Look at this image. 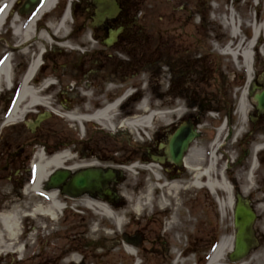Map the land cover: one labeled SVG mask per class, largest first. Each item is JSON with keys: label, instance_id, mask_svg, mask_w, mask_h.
<instances>
[{"label": "flooded vegetation", "instance_id": "flooded-vegetation-1", "mask_svg": "<svg viewBox=\"0 0 264 264\" xmlns=\"http://www.w3.org/2000/svg\"><path fill=\"white\" fill-rule=\"evenodd\" d=\"M6 1H0V13L7 8ZM45 1L14 0L6 12L0 30V38L9 40L6 34H2V29L14 15L20 17V14H26L24 20L18 21L21 26L37 17L38 22L34 26L36 40L38 39L36 46H42V50L36 51V46L34 47V53L39 54L40 65L31 77L29 86L37 92L45 91L41 93L42 97H50V93L58 89L64 90L66 98L62 104L65 105L66 101L71 102L69 99L75 98V93L82 89L87 91L92 88L97 94V91L105 89H109L111 93L121 91L110 87L112 84L122 89L117 95L119 97L123 92L135 90L133 87L136 85L123 86L125 80L146 71L166 80L168 94L184 95L187 91L192 111L182 112L183 115H179L178 120L153 126L146 142L141 145L133 144L129 148L130 152L140 154L142 162L158 165L164 173L173 172L177 175L185 172L183 163L178 166L168 159L166 148L169 137L182 121L189 119L193 130L197 131L200 122L198 114L203 107L201 93L204 88L215 89L216 93L211 94V101L216 103L217 110H226V115L232 120L233 106L229 105L223 95L226 91L223 89L224 78L227 80L225 88H235V98L239 92L237 104L244 89L247 91L245 100L249 98L253 102V108L247 117L251 131H254L255 125L264 123V113L255 107L251 93L264 88V0H100L99 3L95 0H55L51 8L41 12ZM220 1L221 7L218 4ZM59 23H62L65 30L63 36H48L44 41L40 39L41 30H53L56 27L60 29ZM11 24L13 25V19ZM202 30H205L206 37L213 34L212 38L220 43L219 48L208 50L204 56L195 52L205 50ZM29 40L30 38L20 41V46ZM192 44H195L196 49L190 46ZM15 46L17 45L12 44V47ZM225 48L228 53L223 55L221 51ZM223 58L225 68H221ZM27 69L17 79V73L12 72L10 86L0 87L2 93L10 92L16 96ZM61 75H68L69 81L62 80ZM47 81L49 82L45 83ZM175 98L176 102L179 96ZM48 105V109L47 105L34 106L22 116V121L28 118L26 122L34 121L39 115L46 116L33 133L41 129L46 119L57 117L54 112L56 104L49 100ZM176 106L166 109L167 114H176L179 105ZM7 114L8 111L3 120ZM44 136L45 133L35 134L32 139L21 144L17 151L7 154L8 158L13 155L16 157L19 153L20 156L26 154L25 149L28 146H32V153L42 150L46 155L69 148L71 156L75 151L80 157L67 162V183H71L73 175L85 168L103 167L102 164L96 165L92 162L85 165L83 159L86 150L97 149L102 154H107L100 141L92 140V144H89L91 142L86 143L85 136L82 135L72 137L70 141L60 145L57 141H45ZM36 143L41 144L38 145L39 149H35ZM71 143L73 145H69ZM75 145L79 147L75 148ZM31 152L28 155H32ZM73 162L79 165L73 168ZM116 164L117 166L108 167L116 172L109 181L111 188L127 179L123 173L124 180L120 181L121 170L119 164ZM0 177L22 188L31 182L30 170L24 164H19L17 168L0 166ZM14 195L19 194L13 193L12 197ZM11 198L6 196L0 199V240L4 236L2 215L11 212L18 216L19 230L14 240L10 239L8 233L5 235L6 240L2 238L4 247L0 244V264H57L58 260L65 259L68 249L65 248L63 252L64 248H61L57 252L48 243L49 240L42 239L37 233L38 228L31 224L29 218L23 219L20 225L19 211L12 207H3ZM253 258L252 253L247 257L249 261Z\"/></svg>", "mask_w": 264, "mask_h": 264}, {"label": "rangeland", "instance_id": "rangeland-1", "mask_svg": "<svg viewBox=\"0 0 264 264\" xmlns=\"http://www.w3.org/2000/svg\"><path fill=\"white\" fill-rule=\"evenodd\" d=\"M218 4L220 7L222 6L221 1ZM16 13L20 14L19 11ZM25 15L23 14L22 16L20 14L19 18L24 20ZM15 16L2 29V34H6L9 40L0 38V58L2 54L13 49L11 53L12 72L17 73V79V76L27 68L29 62L36 55L34 47L38 44V39L36 40L37 35L34 33L27 43L20 46V41L11 24ZM217 31L219 33L222 32L220 30ZM205 33V30H202V43L205 46V50L195 51L196 54L199 53L203 56L207 54L208 50H216L220 47V43L212 38L213 34L206 37ZM12 44L17 46L12 47ZM72 46H75V44H72ZM190 46L196 49L195 44ZM35 48L37 49L36 51L42 50V46H36ZM221 68H225L224 58L222 59ZM61 76L65 82L70 79L68 75ZM104 81L102 80V82ZM141 82L144 84L141 85ZM222 82L224 83L223 89L226 90L223 95L229 105L233 106L232 120H230V116L226 115V110H217L218 106L211 101V94L216 93L215 89L212 88L214 90L212 91L211 88H204L205 92L203 90L201 93L203 107L198 114L200 117V122L197 125L199 135L191 143L190 149L196 147L201 151V166L206 167L210 161L212 144L215 138L219 137L216 144L218 167L225 170L226 178L233 187L234 202L236 191L243 192L245 196L252 198L258 214L254 229L259 238V245L252 253L254 259L249 264H264V149L258 150L254 154L255 146L264 144V123L255 125L256 127L252 132L251 124H249L247 117L248 112L253 108V102L249 98L247 101L244 99L245 113L243 115L240 105L237 104L239 92L235 98V88H231L232 86H226L225 88L226 78ZM71 83L73 84V81ZM166 83L163 77L149 74L147 71L137 77L125 80L123 86L136 85V87H133L136 89V93L129 99L124 100L117 108L115 112L116 118L111 121L113 129H107L103 125L94 122L80 124L55 113L57 117L46 119L42 123L41 129L37 132L45 133V141H57L60 145L70 141L72 137L84 135L86 143L91 142L89 144H92V140L100 141L101 145L104 146V150L107 151V154H102L97 149L95 151H92V149L86 150L85 157L83 156L85 162H92L96 165L102 164L104 168H108L110 165L117 166L116 163H120L121 171L119 172L122 175L120 181L124 180V174H126L127 179L112 188L119 195V199L109 202V206L114 209L109 210L111 212L114 211L115 218L120 217L122 219L121 225H114L106 210L86 205V199L104 201L102 197L85 194L67 198L60 191L59 199L67 205V208L60 210L57 213V218H40L39 214L37 215L39 218L34 216L33 218H25L26 216H23L24 213H33L35 205H46L48 203L46 194L41 193L33 196L30 193L32 191L29 185L22 188V186H17L10 183V180L0 177V199L6 196L11 198L13 193L19 194L14 195L7 203L3 204V207H12L19 211L21 214L20 225L23 219L29 218L31 224L38 228L37 233L42 236V239L49 240L48 243L56 248L57 252L61 248H64L63 252L65 248L68 249L65 252L66 258L70 254L76 253V258L78 259L74 258L73 264H127L130 261H134L136 257L139 259V264H205L220 239H233L234 241L233 209L229 207L226 210L221 209L215 195L208 188L198 189L191 187L190 180L193 173H190V171L185 172L184 175L183 173L174 175L173 172L164 173L162 169L156 166L162 176L159 183L176 180L182 185L179 192L169 194L165 188L156 186L157 180L153 181L154 178L148 176V173L142 168L128 169L130 163L137 161V163H140L139 165L143 164L140 154L130 152L129 148L133 144L141 145L144 141L146 142L147 134L151 129L146 128V132H144L145 130L140 127L128 128L125 124L121 126L124 120L132 118L130 115H140L142 113L146 115L150 110H154L163 112L164 115L162 116L164 118L157 116L153 120V126L157 124L163 125L171 120H178L177 118L182 112L193 110L189 106L191 104L187 91L183 93L184 95L168 94ZM114 85L112 84L110 87L122 91L121 88ZM108 90H99L97 91L98 94L92 88L87 89V91L84 89L79 90L75 93V98L69 99L71 102H65L68 104V108L62 104L64 103V98H66L64 90L58 89L51 92L49 100L56 104L55 108H60L62 114L68 111L80 112V109H84L83 106L85 105L93 107V112L102 108L107 102L114 100L121 93V91H112L111 93ZM14 95L10 92H5L0 96V166L9 165L11 168H17L19 164H24L29 170L31 168L30 173L32 175L34 174L32 165L37 161L36 150L34 153L31 152L32 146L26 147L27 153L22 154V156H20L21 153L16 155V157L13 155L8 158L7 156L11 152L17 151L21 144L32 139L37 134L28 128L26 123L28 118L25 121H18L16 125L2 124L3 116L9 110L14 100ZM175 96H179L176 102L174 101L176 99ZM144 100L147 101L148 111L141 107ZM176 105H179L178 112H176L177 116L172 113L167 114L168 117H165L166 109ZM220 107L223 108L222 106ZM85 112L90 113V111ZM224 119L230 120L229 125L233 129L231 139H227L229 125L219 132ZM43 128H45V131H43ZM247 133L249 134V141L243 143L241 139ZM63 139L66 140L63 141ZM36 145L35 149H39L38 147L41 146L40 143H36ZM77 147L79 146L77 145L75 148ZM245 149H249L250 153L244 157ZM29 151L32 155H28ZM73 153H75L73 155L75 158L78 159L80 157L75 151ZM241 157L243 158L238 163ZM193 160V164H195L196 159L191 158V161ZM254 162L256 169L252 172V163ZM250 171L254 179L253 187L249 188L247 193H244L243 190L247 184V174ZM44 183L42 184V189L46 188ZM148 191L151 192L154 198L152 201L154 204H145L140 212L133 213L135 197H145ZM218 193L221 198H227V193L224 191L218 190ZM159 201L164 203V207L161 210L157 208ZM105 202L107 203V200ZM6 234L7 232L4 230L2 238L5 240L7 238ZM9 237L14 240L16 235ZM0 244L3 248L2 239ZM125 245L131 247L133 251L135 250L131 255L132 257L127 254ZM180 253L182 254L179 257ZM65 259L58 260L57 264H64L65 262L66 264H71L70 261H65ZM246 261H249V259ZM224 262L229 263L227 256Z\"/></svg>", "mask_w": 264, "mask_h": 264}, {"label": "bare ground", "instance_id": "bare-ground-1", "mask_svg": "<svg viewBox=\"0 0 264 264\" xmlns=\"http://www.w3.org/2000/svg\"><path fill=\"white\" fill-rule=\"evenodd\" d=\"M13 1L14 0H7L6 1L7 8L5 10H3V14L0 17V30L2 28L3 20H4V17L6 15V12L9 9V6H10V4H12ZM54 2H55V0H46L44 3V7L41 9V12L43 10H47V9L51 8L52 5L54 4ZM10 17H11V13H9V18ZM19 20H20L19 16L18 15L15 16V18L13 19V28L15 30V33L17 35L18 40L22 41L23 39H28L29 37H31L35 33V31H34L35 27L34 26H35V24H37L38 21H36L37 17L35 16L30 21H28L25 24V26L24 25L21 26V25L17 24V22ZM7 21H8V19H7ZM58 25L60 26V29L56 27L57 29L55 28L53 30H50V29H47V31L41 30L40 39L42 41H44V40H46L45 38H47L48 36H51V37L63 36L65 33V30H64V28H62V23H59ZM37 54L38 53L36 52V55L34 56L33 61L31 63V65L29 66L28 71L23 78L22 88H21L20 94L17 97V100L15 102V106H14L12 112L8 116L7 124L8 123H15V121H18L19 119L22 118V116L24 115V113L28 109H30L34 106H37L39 104L40 105H48V101H49L50 97H42L41 96V93H43L45 91L38 93L35 89H33L32 87L29 86L31 77L34 75L35 69L37 68V66L39 65V62H40L39 54L38 55ZM246 55L248 56L247 53H246ZM11 76H12V62L10 59V55L7 54L0 63V87L2 85H4L5 82L8 84V86H10ZM48 82L49 81H47L45 83H48ZM246 93H247L246 90L243 91L242 99H241V105H240L241 113L243 115L245 113L244 99H245ZM127 95H128V92L124 96H122V98L114 100L106 108H101V109L95 110L91 114H87V113L82 114V112L92 111V109H93V107H89L86 105L83 106L84 109L81 108L80 109L81 111L76 112V113H74V111H68V112H65L62 114V112L60 111V108H58V107L54 108V110L57 111L56 113L63 115L65 118L73 120V121H78L81 123H86L87 121L88 122L92 121L94 123L103 125L107 129H113L112 122L109 123L110 124L109 125V124H107V121L108 120L112 121L111 119L116 118L115 112H116L117 108L121 105V103H123L122 101L124 100V98ZM64 106L66 108H68L67 104H65ZM141 107H143L145 110L148 111L146 100L143 101ZM162 115H164V114L161 111L150 110L149 114L147 116L137 118L135 121L129 123L128 125L126 124L125 126L128 128H136V127L144 128V127L149 126L152 129L153 120H155V118L157 116L162 118L163 117ZM165 117H168V115L166 114ZM224 127H225V123H223L219 132H221L222 131L221 129H223ZM218 140H219V137L215 138V140L212 144V152H211V156H210V161L206 167L201 166L202 154H201V151L198 150L196 147L189 149V151H188V153L184 159V166L190 172L194 173L195 183H197V184H200L199 179L202 176H205L206 179H204V180H206V181H205L204 185H206V188H208V190H210V192L213 193L215 195V197L218 193L217 188H221L222 191L227 193L226 199H222L219 197H216V199H217L221 209L226 210L227 207H229L230 209H233L234 208L233 187H232L231 183L226 178L225 170L223 168L219 169V167H218V158H217V149H216V144H217ZM261 149H264V144L256 145L254 148V154H256L257 151L261 150ZM70 152L71 151L69 148L57 150L56 152H54L50 156H47L42 150H39L37 152V154H36L37 161L33 165L35 175H34L32 184L29 186L35 195H39L43 191H45L44 189H42V183L45 181V179L47 178V176L51 170H53L55 168L64 167V166H66L67 162L76 160L75 157L71 156ZM191 158L196 159L195 164H193L194 160L191 161ZM84 163H85V165H87L86 164L87 161ZM78 165H79L78 163L73 162L72 167L76 168ZM149 165H148V167L153 169V172L155 173L156 177L158 179H161L162 176L159 174V170L156 168V165L152 164V163H150ZM135 166H138V164H135L132 168H129V170H133V168ZM144 166L146 167V165H144ZM255 169H256V164L254 162V163H252V172ZM252 172L250 171L247 174V184H246L247 189L245 188L243 190L244 193H247L248 189L253 187L252 185H253L254 179H253ZM161 187L165 188L166 192H168L169 194H175L181 190L182 185H181V183H179V181L173 180V181H164V183L161 184ZM45 194H46V198L48 200V203L46 205H43V204L35 205L32 215H34L36 217L39 214L38 216L40 218H44L43 215L49 216L51 218H56L58 211L64 207V203L61 202V200L59 199V191H57V190L45 191ZM153 200H154V198L152 197L150 191H148V194H146L145 197H139V196L135 197V203L133 206V208H134L133 213L140 212L142 206H144L145 204H148V205L154 204V202H152ZM105 201L106 200H104V201L97 200L96 201V200H92V199L88 198V199H86V205L88 207H97L100 210H106L108 215L111 218L112 223H114V225H118V226L121 225L122 219L120 217H117V218L114 217V211L111 212L109 210V209H113V208H111L109 206L110 203L108 201H107V203ZM162 207H164V203L162 201H159L157 204L158 210H161ZM113 217H114V219H113ZM1 220H2L4 230L8 233V235L9 236H15L16 233L18 232V229H19L18 216H16L15 214H13L11 212L10 213L8 212L5 215H2ZM125 247L128 251V254L130 252H132L131 247H128L127 245H125ZM232 249H233V239H230V240H227L225 238L220 239L218 241V243L215 245L214 250L212 251V254L210 256L208 264H226L224 262V260L226 258V255ZM74 258H76V253L70 254V256H68L66 258V261L68 260L71 263H73L75 260ZM77 259L78 258H76V260ZM65 264H66V262H65Z\"/></svg>", "mask_w": 264, "mask_h": 264}, {"label": "water", "instance_id": "water-1", "mask_svg": "<svg viewBox=\"0 0 264 264\" xmlns=\"http://www.w3.org/2000/svg\"><path fill=\"white\" fill-rule=\"evenodd\" d=\"M95 1L96 3L100 2V0ZM254 99L257 103V109L260 112H264V88H260L254 94ZM43 117L45 115H39L35 122L29 123L31 130H34L35 126L41 122ZM196 136L197 134L193 131L192 124L189 121L179 125L169 137L166 153L170 155V159L176 163H180L185 151L189 148L190 142ZM67 176L68 171L65 169L54 171L50 175L47 187L57 188L63 185L62 192L74 196H79L85 192L91 194L99 192L105 195H111V190L104 188L106 181L112 177L110 171L104 172L100 168H89L74 175L70 184L66 183ZM256 218L257 213L251 205V201L242 194L237 193L234 207V250L229 254V259L232 262L241 260L252 248H255L259 244L253 227Z\"/></svg>", "mask_w": 264, "mask_h": 264}]
</instances>
